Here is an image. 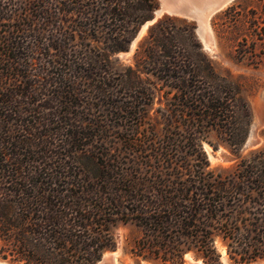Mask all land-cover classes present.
<instances>
[{"label":"trees","instance_id":"trees-1","mask_svg":"<svg viewBox=\"0 0 264 264\" xmlns=\"http://www.w3.org/2000/svg\"><path fill=\"white\" fill-rule=\"evenodd\" d=\"M137 1L151 10L155 7L152 0ZM135 3V0H0L2 6L19 5L29 11H38L39 19L36 20L43 22H50L52 11L57 9L88 8L100 14L98 17H103L104 21L122 19L128 25L124 32L130 30L132 23L127 20L133 14ZM10 14L8 20L19 17L14 9ZM30 17L35 22V17ZM164 21L165 18H161L149 28L153 44L164 49L160 57H155L157 50L148 51V57L157 63L160 61L161 65L159 73L153 71L152 74L160 76L166 86L176 90L173 97L183 108L190 106L195 110L193 119L205 122L207 129H220L231 145L242 146L250 125L248 104L241 100L238 90L230 82L217 75L202 51L188 53L186 38L172 40L165 32ZM27 24L26 29L37 31V34L31 32L35 41L40 39L35 46L52 38L43 28L35 30L30 21ZM194 28L191 24L189 39L201 49ZM18 30H12L16 32L14 36L1 35L0 38V256L18 264H97L106 250L116 246L112 227L118 219H128L120 217L118 209L125 193L133 192V189H130L131 185L122 186L116 179L104 180L105 170L101 163H98L99 171L88 177L87 171L83 172L71 162V159L78 161V149L81 145L86 146L83 139L90 132L85 131L89 123L79 118L80 111L75 110L84 102L79 91L82 82L79 77L82 78L84 72L90 78V62L94 61L95 65L102 66V72L98 78L91 76V81L100 83L97 89L102 95L115 98V93L104 86L106 65L111 63L110 54L125 50L131 39L121 32L122 41L110 37L106 53L101 57L88 56L84 66H78L79 70L75 69L74 73V65L66 70V63L55 60L47 61L42 69H34V56L20 41ZM177 43L182 48L178 52L171 46ZM51 47L53 45L49 44L43 47L46 54ZM53 48L61 49L58 45ZM121 76L120 82H127ZM136 78L140 82L138 74ZM152 98L151 93L149 100ZM85 154L87 152L80 157ZM248 169L250 174L239 180L233 177L227 182L204 179L198 184L182 183L176 189L179 197L173 202L162 193V199L158 197V201L139 199L138 207L132 209L134 214L137 212L133 218L144 220L146 225L153 224L152 240L160 237L172 242L169 233L175 230L174 233L186 238L185 251L195 244L201 248L204 258L213 261L212 222L218 219L217 212L231 209L237 212L233 217V230L244 229L249 235L251 225L259 227L254 229L258 238H251L264 244V167ZM99 177L100 181L97 180ZM148 191L153 194V190ZM214 195L229 196V209H225L223 200L213 198ZM237 195H246L249 197L246 202L256 206L254 210H260V215L254 217L255 222L244 220L245 217L238 214L237 208L242 205L241 197L237 199ZM235 199L240 203H235ZM219 203L221 209L218 210ZM254 214L257 213L254 211ZM148 248L153 249L155 245L148 243ZM173 248L179 252L183 250L174 245ZM256 250L244 247L240 262L264 258V253Z\"/></svg>","mask_w":264,"mask_h":264},{"label":"rangeland","instance_id":"rangeland-1","mask_svg":"<svg viewBox=\"0 0 264 264\" xmlns=\"http://www.w3.org/2000/svg\"><path fill=\"white\" fill-rule=\"evenodd\" d=\"M135 2L133 14L127 20L132 23L128 32H124L128 25L122 19L104 21L103 17H98L100 14L88 8L57 9L52 11L50 22H43L36 20L39 19L38 11H29L19 5L13 8L12 5H0V38L1 35H16L12 30L19 28L20 41L30 48L28 52L34 56V69H42L47 61L55 60L66 63V70L74 65L75 73L78 66H84L88 56L101 57L106 53L110 37L131 39L125 50L110 54L109 66L105 64L107 82L104 86L107 91L115 93V98L108 99L102 95L97 89L100 83L91 81V76L98 78L102 72V66L95 65L94 61L90 62V78L84 72L82 78L79 77L82 82L78 87L84 102L75 110L80 111L79 118L89 123L85 131L90 132L83 139L86 146L77 147L79 162L72 159L71 162L83 172L87 171L88 177L99 171L98 163H101L105 170L104 180L116 179L122 186L133 187H130L133 192L125 193L123 204L118 209L119 216L128 219H118L112 227L116 246L104 252L102 264H264V258L240 262L244 247L264 253V244L251 238H258L254 229L259 227L251 225L249 235L244 229L233 230V217L237 212L229 209V196H213L216 200H223L225 209H229L217 212L218 219L212 222L213 261L204 258L201 248L195 244L185 251L188 246L186 238L174 233L175 230L169 233L173 237L172 242L160 237L152 240L153 224L138 221L133 218L137 212H132L138 207L139 199L158 201V197L162 199L161 193L170 202L175 201L180 194L176 189L182 183L198 184L204 179L227 182L233 177L239 180L250 174L248 168L264 167V0H229L213 11H202L201 17L189 15V9L194 5L203 8L207 0H152L155 5L152 10L137 0ZM12 9L18 12L19 17L8 20ZM30 15L35 17V22ZM148 16L152 17L142 20ZM161 18H165V32L172 40L186 38L188 53L202 51L217 75L230 82L238 90L241 100L248 104L251 118L248 136L242 146L231 145L220 129H207L205 122L193 119L195 110L190 106L183 108L173 97L176 90L166 86L160 76L152 74L153 71L159 73L161 65L160 61L157 63L148 57V51L157 50L151 52L160 57L164 49L153 44L149 28ZM29 21L35 30L43 28L52 38L39 47L35 46L40 39L35 41L32 31L26 29ZM191 24L195 27L201 49L189 39ZM24 28L26 30H22ZM202 28L204 34L200 32ZM46 44L58 45L61 49L51 47L46 54L43 50ZM171 46L173 51L182 50L178 43ZM137 74L140 82H137ZM121 75L127 82H120ZM151 93L153 98L149 100ZM180 109L186 111L181 113ZM85 152L87 154L80 157ZM150 189L153 190L152 195L148 191ZM240 197L241 203L235 199V203L242 205L237 208L238 214L245 217L244 220L255 222L254 217L260 215V210H254L256 206L246 202L249 198L246 195H237V199ZM217 206L218 210L221 209L220 203ZM241 216L238 218L242 219ZM143 239L145 241L140 242ZM148 243L155 248H148ZM173 245L182 247V252L175 250ZM0 262L18 264L1 256Z\"/></svg>","mask_w":264,"mask_h":264},{"label":"bare ground","instance_id":"bare-ground-1","mask_svg":"<svg viewBox=\"0 0 264 264\" xmlns=\"http://www.w3.org/2000/svg\"><path fill=\"white\" fill-rule=\"evenodd\" d=\"M175 1H177V0H175ZM184 1V0H183ZM186 1V0H185ZM227 1H229V0H207V2L205 3L206 5H205V7H203V8H201L200 6H193V8H191V9H189V10H191L190 11V13H192V14H194V15H196V16H198V17H201V14H202V11H204V10H215L216 8H219V7H221L223 4H225ZM173 2V1H172ZM189 2H190V0H189ZM195 2V1H194ZM184 3H186V2H183V4ZM176 4H177V2H176ZM188 5H190V3L189 4H187V6ZM193 5V4H192ZM168 6V5H167ZM174 6H176V5H174ZM173 6V7H174ZM183 6V5H182ZM172 7V8H173ZM192 7V6H191ZM189 8V7H188ZM168 9V8H167ZM182 9V8H181ZM170 10V9H169ZM172 10V9H171ZM178 9H175V11H177ZM173 11V10H172ZM189 14V13H188ZM190 15V14H189ZM205 21V20H204ZM203 22V21H202ZM201 33H203L204 32V28H202V31H200ZM204 34V33H203ZM202 34V35H203ZM203 37V36H202Z\"/></svg>","mask_w":264,"mask_h":264},{"label":"water","instance_id":"water-1","mask_svg":"<svg viewBox=\"0 0 264 264\" xmlns=\"http://www.w3.org/2000/svg\"><path fill=\"white\" fill-rule=\"evenodd\" d=\"M189 14H191V13H189ZM102 262H103V260H100L97 264H102ZM113 262H114V259H113ZM0 264H9V263L0 262Z\"/></svg>","mask_w":264,"mask_h":264}]
</instances>
